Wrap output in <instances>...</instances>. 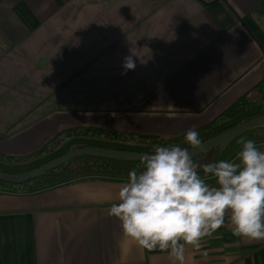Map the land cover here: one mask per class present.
<instances>
[{"label":"crops","instance_id":"crops-1","mask_svg":"<svg viewBox=\"0 0 264 264\" xmlns=\"http://www.w3.org/2000/svg\"><path fill=\"white\" fill-rule=\"evenodd\" d=\"M241 97L264 104V0H0V154L79 127L176 137ZM125 179L0 190V264H170L108 216ZM228 224L185 264H264V240Z\"/></svg>","mask_w":264,"mask_h":264},{"label":"clouds","instance_id":"clouds-1","mask_svg":"<svg viewBox=\"0 0 264 264\" xmlns=\"http://www.w3.org/2000/svg\"><path fill=\"white\" fill-rule=\"evenodd\" d=\"M135 66L131 55L125 57V71ZM183 140L193 151L203 149L195 127ZM240 143L233 160L204 165L178 143L154 145L121 182L108 216L120 222L125 238L147 252L167 254L170 264H185L186 247L199 252L226 217L234 236L264 240V151L251 139Z\"/></svg>","mask_w":264,"mask_h":264},{"label":"trees","instance_id":"trees-1","mask_svg":"<svg viewBox=\"0 0 264 264\" xmlns=\"http://www.w3.org/2000/svg\"><path fill=\"white\" fill-rule=\"evenodd\" d=\"M249 108H250L249 102L247 101V99H245V97H241L237 101H235L232 105H230L227 109H225L223 112L218 114L208 124L196 128L195 130L199 133L200 136L205 135V137H210L213 135H217L250 118L264 114V111L260 113L258 112L252 113L245 116V118H242L240 120L228 124L229 121L236 118L237 116H240L241 114L249 110ZM259 128H264V126H261ZM76 137L101 139L108 141L110 143L120 144V145H115L118 146L119 148L118 150L145 152V153H152V151L150 152V151L130 149L129 147L126 146L135 145V146L153 147L154 145L157 144L166 146L169 144L180 143L184 141L183 140L184 134L171 138H162L156 135H142V134H134V133H123V132L107 130V129L79 127V128L64 129L59 131L53 138L48 140L43 146L26 155L7 156L0 154V164L6 166H12V165H18L20 163H24L27 160H34L48 156L49 154L62 148L67 142H69L70 140ZM83 146L108 147L110 145L107 146V145H97V144H80L74 147H83ZM69 149L58 154L57 156H54L50 160L66 153ZM218 161H219V152L216 149H212L207 154L194 160V162H196L199 165H204L207 163H215ZM37 166L28 169H10L5 167H0V171L9 172V173H21L24 171H28L32 168H35ZM138 166H140V161H122V160L106 159V158L93 157V156H81L71 160L70 163L65 167L58 166L55 169L49 170L43 176L31 179L21 184H12V183L0 181V190L9 191V192H18V193H32L82 177L107 176V177L127 178L128 173L133 168H137ZM198 171L201 176L204 175L202 168L198 169Z\"/></svg>","mask_w":264,"mask_h":264},{"label":"water","instance_id":"water-1","mask_svg":"<svg viewBox=\"0 0 264 264\" xmlns=\"http://www.w3.org/2000/svg\"><path fill=\"white\" fill-rule=\"evenodd\" d=\"M261 126H264V114L250 118L217 135L201 138L203 142L202 150L193 151L190 145H187L186 147L189 148L190 151H193V159L195 160L207 154L212 149H216L218 152H220L229 143V141L239 133L247 129ZM145 154L150 153L125 151L98 146L72 147L66 153L28 171H24L21 173H9L0 171V181L12 184H21L31 179L43 176L46 172L55 169L58 166L65 167L70 163L71 160L81 156H93L122 161H140L141 157Z\"/></svg>","mask_w":264,"mask_h":264},{"label":"rangeland","instance_id":"rangeland-1","mask_svg":"<svg viewBox=\"0 0 264 264\" xmlns=\"http://www.w3.org/2000/svg\"><path fill=\"white\" fill-rule=\"evenodd\" d=\"M264 111V104L263 106L257 108V109H249L246 112H244L243 114H241L240 116H237L236 118L232 119L231 121L228 122V124L233 123L237 120H240L242 118H245V116L252 114V113H260ZM214 130V129H213ZM205 136H200V139L203 138ZM264 140V128H251V129H247L241 133H239L238 135H236L232 140L229 141V144H227L226 148L223 149V151H221L220 153V157L219 160H226L228 156H230V154H232L234 152V150L240 146H242V144L240 143L241 140ZM80 144H97V145H110L108 147L105 148H111V149H119L118 146L115 145H120V144H115V143H110L108 141L105 140H101V139H89V138H80V137H76L73 138L72 140H70L69 142H67L62 148H60L59 150L49 154L48 156L45 157H41L38 159H34V160H27L24 163H20L18 165H12V166H6V165H2L0 164V167H5V168H10V169H28L34 166H37L43 162H46L48 160H50L51 158H53L54 156H57L58 154L64 152L65 150L72 148L76 145H80ZM180 144L182 147H186L188 144H186L184 141L178 143ZM129 147L130 149H136V150H143V151H153V147L150 146H135V145H129L126 146ZM26 155V154H24ZM23 156V155H21Z\"/></svg>","mask_w":264,"mask_h":264}]
</instances>
